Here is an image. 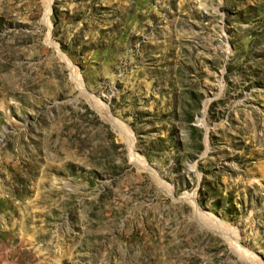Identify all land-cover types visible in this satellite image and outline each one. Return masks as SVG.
Here are the masks:
<instances>
[{
  "label": "rangeland",
  "instance_id": "rangeland-1",
  "mask_svg": "<svg viewBox=\"0 0 264 264\" xmlns=\"http://www.w3.org/2000/svg\"><path fill=\"white\" fill-rule=\"evenodd\" d=\"M0 264H264V0H0Z\"/></svg>",
  "mask_w": 264,
  "mask_h": 264
},
{
  "label": "bare ground",
  "instance_id": "bare-ground-1",
  "mask_svg": "<svg viewBox=\"0 0 264 264\" xmlns=\"http://www.w3.org/2000/svg\"><path fill=\"white\" fill-rule=\"evenodd\" d=\"M50 3H51V1L49 2V6H48V9H47L46 14H45V20H46L47 24H50ZM51 43H52V41H51ZM189 199L191 200V203H194L196 205V201H195L194 197L189 198ZM196 208L199 209L197 206H196Z\"/></svg>",
  "mask_w": 264,
  "mask_h": 264
}]
</instances>
